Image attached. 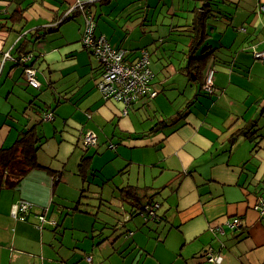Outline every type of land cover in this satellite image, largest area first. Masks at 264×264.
<instances>
[{
    "label": "crops",
    "instance_id": "0c3cea01",
    "mask_svg": "<svg viewBox=\"0 0 264 264\" xmlns=\"http://www.w3.org/2000/svg\"><path fill=\"white\" fill-rule=\"evenodd\" d=\"M93 1L86 9L94 19V34L126 50L128 61L147 50L151 88L157 93L132 103L126 115L120 114V102L102 97L96 88L99 61L77 45L85 11L67 13L76 0H0V147L36 125L45 131L37 160L48 168H33L16 187L0 188V264H89L86 253L94 264H215L203 257L209 245L220 252L219 264H264V214L257 209L264 201V61L253 56L264 49V0H216L217 10L213 3V95L178 70L186 63L188 40L178 30L189 15L174 24L154 16L149 0L117 8L120 0ZM221 2L234 10L220 9ZM66 13L69 18L57 24ZM124 14H136L135 46L126 44L127 30L117 22ZM22 40L29 53L19 61L35 68L37 88L26 83L17 60L15 47ZM45 112L53 118L43 121ZM162 120L165 124H159ZM87 131L95 133V145L100 136L112 149L98 170L92 168L91 155L88 182L111 184L116 196L109 197L117 204L108 207L117 214L109 215L110 227L101 222L97 237L110 228L108 234L96 241L93 232L82 242L80 233L86 226L95 231L97 215L81 206L70 212L83 183L78 167L74 172L68 165ZM49 169L59 173L54 187ZM133 169L142 170L134 183ZM125 181L149 187L154 200L166 190L173 209L169 205L160 214L158 208L156 221L132 213L118 189ZM20 200L32 203L24 220L12 216ZM42 212L45 221L37 227ZM232 217L241 226L227 227ZM118 225L121 235L112 238ZM217 225L224 233L210 230Z\"/></svg>",
    "mask_w": 264,
    "mask_h": 264
},
{
    "label": "trees",
    "instance_id": "16d2710c",
    "mask_svg": "<svg viewBox=\"0 0 264 264\" xmlns=\"http://www.w3.org/2000/svg\"><path fill=\"white\" fill-rule=\"evenodd\" d=\"M100 1H102L103 3H108L111 0H100ZM92 2L94 3L93 0H86L83 4L82 10L78 8H74L73 10L85 11V15L88 13L87 11H89V14H90L91 10L90 9L88 10L86 8L88 7V5L92 4ZM192 2L194 4L192 8L189 10L190 20L189 22L181 24L180 26L182 27L181 29L178 30L180 33L185 35L188 39L187 47L185 50L186 63L180 66L178 70L182 74H184V76L187 77L190 81L197 84L199 87V90L200 91L203 90L204 94L213 95L216 89L215 70H214V67L210 65L209 63L210 61L211 63L213 62L212 60L213 58H215L214 57L215 52H214V48H211L212 46L211 44L207 43V45L203 48H201V46L203 43L209 40V37H210L209 20L215 17L217 14H216V11L213 10V6H212L213 0H192ZM263 5H260L261 9ZM68 18H69L68 14L63 15V17L60 19V21L57 24H59L60 22ZM49 31H52V30H49ZM46 32L47 31H45L44 33ZM15 50L16 52L19 53L17 60L20 64L24 66V69L26 67L33 68L31 64L29 66V65H25L24 62L21 61L22 62L21 63L19 61L21 57H26V54L29 53L28 51L25 50V43L23 40L17 43ZM121 50H123V52L125 53V60L128 61L129 59L127 58L128 54L126 53V50L124 49H121ZM145 51L147 52V54H149L147 50ZM89 52L92 53L91 51ZM140 54H141V51L139 52L137 58H139ZM137 58H135V60ZM131 61H134V60H131ZM33 69L35 70V68ZM209 70H212V76H213L211 91H207L204 88L205 87V77ZM150 85H151V81H150ZM143 96L153 97L150 95V92L147 91L145 93H142L141 96L137 100H139ZM165 120L159 121V124L160 123L165 124L166 122ZM153 130L154 129L151 128L150 132H152ZM84 134L85 132L82 133L80 137L81 142L83 140ZM232 136L233 138H236L238 136V133L234 132ZM43 139H44V135L41 133L38 127H36V125H33L32 127L26 129L25 131L20 132L17 138L12 142L10 146L0 147V188L16 187L29 170L33 168L43 167L38 163V160H37V152L39 151L42 145ZM95 144H96V135H95V142L92 145H95ZM80 145H81V148L84 149V153L79 158V162L77 165L78 167L77 175L80 177L83 183V186L80 189L79 198L71 206L70 212L76 211V210L81 211L80 206L84 204L82 199L87 198V195L83 193L88 189V177L90 174L91 155H86L85 151H86V148H88L91 145H82V144ZM43 168L46 170L48 169L45 167ZM48 171L52 173L53 175L52 187H54L56 183L58 182L59 173L52 171L50 169ZM86 183H87V187L84 186ZM118 189H119V192L121 193V196H123V199L132 205V209L134 210L132 213L134 214L136 213L142 214L143 208L145 205H151L154 202H158L157 200L152 199L153 195L150 196L148 194L149 192H147V190L148 189L150 190V188L147 186L126 184L122 187H119ZM90 198L92 197L90 196ZM159 208H160V205H159ZM24 219H25V214H24ZM87 255L91 256V264H94L92 262V255L90 253H86L84 256V259Z\"/></svg>",
    "mask_w": 264,
    "mask_h": 264
},
{
    "label": "built area",
    "instance_id": "2783aa9c",
    "mask_svg": "<svg viewBox=\"0 0 264 264\" xmlns=\"http://www.w3.org/2000/svg\"><path fill=\"white\" fill-rule=\"evenodd\" d=\"M86 1V0H85ZM84 0H76V2L67 11L70 12L74 8L83 9ZM264 10V6H262ZM88 13L84 17V29L81 34V44L83 48L91 51L92 54L99 61L101 67V76L96 83V88L105 99H111L118 101L122 104L120 110L121 115H126L129 107L137 101L142 93L150 92L151 96H154L156 91L152 90L150 81L152 79V71L149 67V57L146 51L142 50L139 58L134 61L125 60V53L123 50L112 47L105 40L103 36L94 34V19L91 13ZM66 13V14H67ZM65 14V15H66ZM254 58H259L264 61V49L262 51H256L253 54ZM26 57L22 58L25 61ZM25 81L32 87H39V82L35 78V70L31 67L24 69ZM212 70H209L205 77V90H212ZM53 118L51 112H46L42 116L43 121H49ZM95 142V134L87 131L85 132L82 140V145H92ZM159 203L154 202L151 205H145L143 208L145 220H158L157 209ZM32 207V203L20 200L18 201L12 210V216L20 220L24 219L25 212ZM260 214H264V201L260 202L257 206ZM38 223L37 227L41 226L45 221L44 213L37 215ZM51 223L55 221L50 220ZM225 225L230 229L238 228L241 226V221L237 217H232L225 222ZM210 230L213 233H224L223 226L217 225ZM203 257L206 261L219 264L222 260L220 252H214L212 247L206 246L203 250ZM85 260L91 264V256L87 255Z\"/></svg>",
    "mask_w": 264,
    "mask_h": 264
},
{
    "label": "rangeland",
    "instance_id": "374dc122",
    "mask_svg": "<svg viewBox=\"0 0 264 264\" xmlns=\"http://www.w3.org/2000/svg\"><path fill=\"white\" fill-rule=\"evenodd\" d=\"M129 1H133V0H120L118 2V4H115L114 6L117 8L118 6L120 7V4H125L128 3ZM216 0H213L214 3V9L217 10V6L215 4ZM150 6H151V12L154 10V12L156 13L154 16H156L157 14H159V18L162 19L167 18L169 20H174V24H177V20L179 18L184 19L187 15H189V10L192 8L193 6V2L192 0H149L148 1ZM139 4V1L138 3ZM129 5V4H128ZM218 5V4H217ZM124 6V5H123ZM122 7V6H121ZM220 9L222 8L223 10H227L228 12H232L234 10V8L229 4L223 3L221 2L219 4ZM124 10V9H123ZM130 10V9H129ZM176 10L174 13V17L170 16L173 11ZM117 9L113 10V12H116ZM117 14V13H115ZM125 15V14H124ZM168 15V16H167ZM135 15H125L122 16L120 15V17H117V22L122 25V27L124 29L127 30V34L126 37V44L127 45H131V46H135L139 40L138 34H139V25H136L137 23V19L135 18ZM84 25L85 22L82 23V30L84 29ZM77 30L75 28V23H74V33H76ZM208 44H212V39L208 40L207 42L203 43L201 48L205 47ZM77 45L82 46L81 41L77 42ZM83 48V46H82ZM200 48V49H201ZM84 50H86L85 48H83ZM42 92H47L45 89L42 90ZM44 125L49 126L50 128L52 127V122H42V127ZM43 130V128H42ZM45 132V131H44ZM42 131V133H44ZM97 145H91L88 148H86L85 154L86 155H93V163H92V168H96L97 170L100 168V166L102 165V163L106 160L107 157L112 156L113 153L109 152L110 149L107 144L103 141V139H100L99 136V140L97 141ZM80 144H82V142L80 141ZM84 153V149H82L81 147H78L77 150L74 152V156H72L69 165H73L74 166V172L76 171V166L78 165V161L80 156ZM135 158H137V156L133 155ZM67 168V167H66ZM149 170H147L148 172ZM133 174L131 173V182H135L134 178L136 177V173H142L141 169H133L132 170ZM65 174H68V171L64 172ZM91 183L88 184V189L83 193L87 195V198H83V203L81 205V207L83 209H85L86 213H89L91 215L96 216L97 215V221L95 220L94 223V228L95 231H92V227L90 226H86L85 227V232L84 233H80V238L79 240L83 241H87L89 240V238L92 237V234L94 232V236L96 241L100 240V237L103 238L106 234H108L111 229L107 228V230L105 231V233H103V235H99V237H97V234L99 233L100 230H102V226H104L103 223H101L102 221H106L108 222V227H110L112 224H114L113 222H111L110 220H112V218H110V216L114 217L117 213H115V209L114 208H110L108 206L115 205L117 204V201H113V198H110L109 196H116V194H114L112 192V188H111V184H108L106 186H101L97 185V182L99 181H95V183H93L92 180H90ZM130 183V182H129ZM126 184V181L124 182L123 185ZM132 184V183H131ZM85 187H87V183L84 185ZM98 186V187H96ZM101 187V189H100ZM102 195H101V193ZM100 194V195H99ZM90 196L92 198H90ZM109 197V198H108ZM100 198L102 200H100ZM157 200L159 202H161L162 204H164L162 206V208H159L158 213H163L164 210H166L168 208V206L170 205V208L173 209V202L172 200L168 199V192L165 190L163 191L160 195L156 196ZM104 200H108L109 203H106ZM113 201V202H112ZM112 202V203H111ZM171 204H170V203ZM102 206L100 211H97L98 207ZM110 215V216H109ZM141 216H145L144 213L140 214ZM87 217V216H86ZM93 219V218H92ZM120 219V218H119ZM101 223V224H98ZM120 226L118 225L117 228H115V230L113 232H111V237L114 238L115 236H120L121 235V231L119 230ZM64 231V230H63ZM62 232V230H61Z\"/></svg>",
    "mask_w": 264,
    "mask_h": 264
},
{
    "label": "clouds",
    "instance_id": "9594fccd",
    "mask_svg": "<svg viewBox=\"0 0 264 264\" xmlns=\"http://www.w3.org/2000/svg\"><path fill=\"white\" fill-rule=\"evenodd\" d=\"M43 120V119H42Z\"/></svg>",
    "mask_w": 264,
    "mask_h": 264
}]
</instances>
